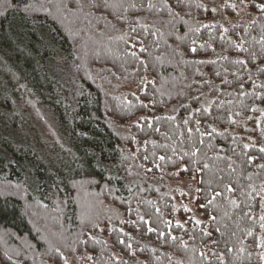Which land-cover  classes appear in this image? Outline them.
<instances>
[{
    "label": "trees",
    "instance_id": "trees-1",
    "mask_svg": "<svg viewBox=\"0 0 264 264\" xmlns=\"http://www.w3.org/2000/svg\"><path fill=\"white\" fill-rule=\"evenodd\" d=\"M259 5L0 0V108L68 142L0 150V264H264Z\"/></svg>",
    "mask_w": 264,
    "mask_h": 264
},
{
    "label": "rangeland",
    "instance_id": "rangeland-1",
    "mask_svg": "<svg viewBox=\"0 0 264 264\" xmlns=\"http://www.w3.org/2000/svg\"><path fill=\"white\" fill-rule=\"evenodd\" d=\"M16 110L20 117L0 108V150L7 156L13 155V147L30 150L45 162L56 163L62 157V147L68 146L56 113L45 109L41 120L32 112Z\"/></svg>",
    "mask_w": 264,
    "mask_h": 264
},
{
    "label": "snow or ice",
    "instance_id": "snow-or-ice-1",
    "mask_svg": "<svg viewBox=\"0 0 264 264\" xmlns=\"http://www.w3.org/2000/svg\"><path fill=\"white\" fill-rule=\"evenodd\" d=\"M74 2L79 6L80 5V0H74ZM105 3H107V0H105ZM94 6H96V7H99V5H94ZM234 7V6H233ZM262 11H264V5H259L258 6ZM132 47L133 48H135V45H132ZM145 51V49L142 47L141 49H140V52H144ZM131 56L132 57H136L137 56V53L135 52V51H133V52H131ZM261 151H264V149H261ZM161 159H163V157H161ZM229 190H231L230 188H229ZM234 203V202H233ZM261 219L262 220H264V217H261ZM197 223H199V221H197Z\"/></svg>",
    "mask_w": 264,
    "mask_h": 264
}]
</instances>
